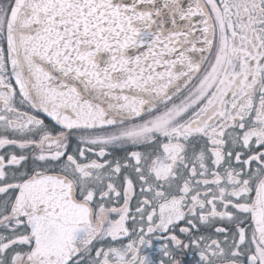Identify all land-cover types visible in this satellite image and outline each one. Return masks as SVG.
Listing matches in <instances>:
<instances>
[{"label":"flooded vegetation","instance_id":"obj_1","mask_svg":"<svg viewBox=\"0 0 264 264\" xmlns=\"http://www.w3.org/2000/svg\"><path fill=\"white\" fill-rule=\"evenodd\" d=\"M204 1L216 35L192 86L88 130L24 97L8 52L15 0H0V264H264V0ZM73 194L92 215L80 231Z\"/></svg>","mask_w":264,"mask_h":264},{"label":"water","instance_id":"obj_2","mask_svg":"<svg viewBox=\"0 0 264 264\" xmlns=\"http://www.w3.org/2000/svg\"><path fill=\"white\" fill-rule=\"evenodd\" d=\"M8 40L24 97L65 128L96 130L144 117L186 91L209 60L215 25L204 0H15ZM66 206L79 231L92 222L75 194ZM254 211L264 239V186ZM79 231L71 257L94 238Z\"/></svg>","mask_w":264,"mask_h":264}]
</instances>
